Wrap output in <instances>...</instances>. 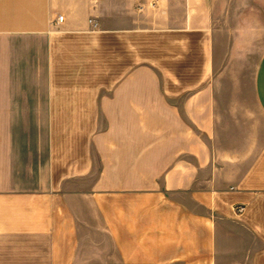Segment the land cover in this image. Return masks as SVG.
<instances>
[{
  "label": "crops",
  "instance_id": "0c3cea01",
  "mask_svg": "<svg viewBox=\"0 0 264 264\" xmlns=\"http://www.w3.org/2000/svg\"><path fill=\"white\" fill-rule=\"evenodd\" d=\"M0 264H264V0H0Z\"/></svg>",
  "mask_w": 264,
  "mask_h": 264
},
{
  "label": "built area",
  "instance_id": "2783aa9c",
  "mask_svg": "<svg viewBox=\"0 0 264 264\" xmlns=\"http://www.w3.org/2000/svg\"><path fill=\"white\" fill-rule=\"evenodd\" d=\"M63 18L61 16H57L55 19V23L59 24L62 23ZM244 211V207L243 206H238L234 208V212L236 215H241Z\"/></svg>",
  "mask_w": 264,
  "mask_h": 264
}]
</instances>
